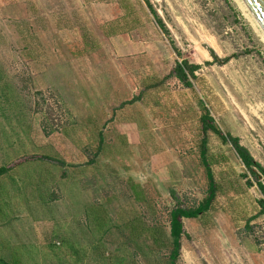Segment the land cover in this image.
I'll return each mask as SVG.
<instances>
[{"label": "rangeland", "instance_id": "1", "mask_svg": "<svg viewBox=\"0 0 264 264\" xmlns=\"http://www.w3.org/2000/svg\"><path fill=\"white\" fill-rule=\"evenodd\" d=\"M205 109L264 169V50L232 0H0V168L45 157L0 177V264H172ZM206 139L216 199L174 264H264V177Z\"/></svg>", "mask_w": 264, "mask_h": 264}, {"label": "trees", "instance_id": "2", "mask_svg": "<svg viewBox=\"0 0 264 264\" xmlns=\"http://www.w3.org/2000/svg\"><path fill=\"white\" fill-rule=\"evenodd\" d=\"M146 4L151 11V13L155 16L158 21L160 28L163 30V24L158 18V15L153 9V6L149 1H146ZM199 66L191 65L187 61H183L182 63H178L175 69L170 73L168 78H176L186 87L191 88L192 84L190 82V77L195 78L196 72L199 70ZM139 101V100H138ZM204 115L201 117L200 122L202 126V134H203V143H202V160L205 168L207 169L208 180L210 182V189H209V196L205 203L196 210H183V209H176L172 214V237H173V245L174 251L171 256L172 264L176 261L179 257V251L181 249V238L184 234V227L182 220L183 219H192L196 220L200 216H202L205 212L209 211L212 207V204L215 202L216 199V182L214 180L213 173L210 169V165L207 159V134L212 132L216 134L218 137L222 139L225 144H231L235 148L237 154L241 158L243 164L254 174L255 177L258 174L255 170H258L264 177V169L261 167L260 164L256 163L253 157L250 155L249 151L240 145V141L237 138H233L231 135H224L222 131H220L216 124L215 120L210 116L209 112L205 109ZM24 159L18 160L16 163L12 164V167H2L0 168V177L7 175L8 173L12 172L13 170L17 169L20 166H23L27 163L37 162L44 160L45 157H36V156H27L23 157ZM14 168V169H12ZM259 187L261 192L264 194V182L259 183ZM261 205L264 206V201L261 202Z\"/></svg>", "mask_w": 264, "mask_h": 264}, {"label": "water", "instance_id": "3", "mask_svg": "<svg viewBox=\"0 0 264 264\" xmlns=\"http://www.w3.org/2000/svg\"><path fill=\"white\" fill-rule=\"evenodd\" d=\"M264 50V0H232Z\"/></svg>", "mask_w": 264, "mask_h": 264}]
</instances>
